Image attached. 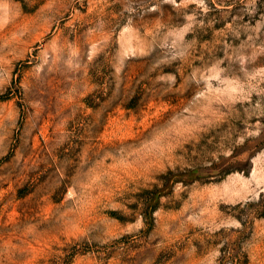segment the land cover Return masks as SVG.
<instances>
[{
	"label": "rangeland",
	"instance_id": "rangeland-1",
	"mask_svg": "<svg viewBox=\"0 0 264 264\" xmlns=\"http://www.w3.org/2000/svg\"><path fill=\"white\" fill-rule=\"evenodd\" d=\"M0 264H264V0H0Z\"/></svg>",
	"mask_w": 264,
	"mask_h": 264
}]
</instances>
